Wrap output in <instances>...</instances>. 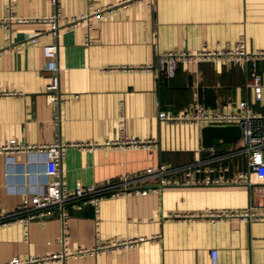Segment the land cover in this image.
<instances>
[{
  "label": "crops",
  "instance_id": "1",
  "mask_svg": "<svg viewBox=\"0 0 264 264\" xmlns=\"http://www.w3.org/2000/svg\"><path fill=\"white\" fill-rule=\"evenodd\" d=\"M6 3L0 0V17L6 14ZM118 3L90 0L92 8L116 6L110 12L102 11L100 17L91 14L92 42L85 47L81 25L65 27L59 22L56 35L46 36L49 24L37 17L55 9L50 0H13L12 17L6 20L9 38L0 25V142L9 137L22 143L67 142L58 167L69 190L75 181L103 185L136 177L159 161L181 166L200 160L201 166L212 169H201L195 175L227 178L245 172L248 181L191 183L184 182L178 172L177 182L161 183L148 176L126 184L145 187V194H103L97 214L89 203L77 208V200L68 201L64 205L67 250L89 249L97 242H131L92 255L66 256L63 264H210L211 250L215 251L214 264H264V216L249 221L227 218L214 224L167 217L168 213L203 208L250 206L259 211L264 209V196L256 194L260 184L247 169L244 153L234 156L237 152L224 142L219 144V138L208 151L201 144L203 123L156 116L157 109L180 110L196 101L226 110L241 97L254 111L264 113V58L256 60L261 76L258 101L244 85V68L234 59L177 61L171 76L154 62L158 53L168 49L213 50L233 47L236 42L248 51L264 49V0ZM57 5L64 15L91 13L86 0H57ZM50 40L56 50L46 56L42 44ZM107 65L112 66L99 68ZM53 75L56 86L48 91L57 93L59 101L46 95L45 85ZM120 107L125 131L152 137L149 147L102 144L117 135L115 120ZM208 154L212 158L205 159ZM14 158L12 173L7 175L0 152V214L18 211L21 206L20 194L7 187L6 180L26 185L31 178L17 172L24 165V154L15 153ZM25 167L37 169L42 164L31 162ZM59 227L54 216H36L26 226L15 218L0 222V264L11 256L58 251Z\"/></svg>",
  "mask_w": 264,
  "mask_h": 264
},
{
  "label": "built area",
  "instance_id": "2",
  "mask_svg": "<svg viewBox=\"0 0 264 264\" xmlns=\"http://www.w3.org/2000/svg\"><path fill=\"white\" fill-rule=\"evenodd\" d=\"M55 9L45 15L37 17L38 20L47 21L49 24V30L45 33L49 38H53L57 33L58 23H62L65 27H77L83 26L82 38L83 46H87L92 42L90 36V29L93 25L94 18L102 16V11L110 12L116 5H104L103 7L92 8L90 0H86L87 9H91V13H82L79 15L69 14L64 15L57 9V0H50ZM125 0H119L120 3ZM12 5L13 0H7L5 9L6 14L0 17V25L6 30V37L9 38L11 29L6 24V20L12 17ZM16 20L23 19L21 17H14ZM2 49H0L1 51ZM56 50V44L53 40L42 44L43 54L51 56ZM200 57H209L212 59L219 58H231L240 63L244 68L246 77L244 85L251 89L252 98L254 101L260 99L261 89V76L256 67V60L264 58V49H258L255 51L246 50L240 42L234 43L233 47H223L213 50L195 49V50H183V49H168L158 53L155 57V65L158 69H162L167 76H171L174 71L175 63L177 61H196ZM49 67H53L50 61ZM99 67L101 69L109 68ZM120 67H123L121 65ZM138 67H141L138 65ZM56 77L53 75L51 81L45 85L47 89L46 95L50 100L59 101L57 93H51L48 90L55 88ZM8 93H15L11 90H7ZM17 93V92H16ZM18 94V93H17ZM57 117V115H53ZM156 116L159 119L165 120H183L187 122H196L203 124H237L239 127L238 139L241 140V144L237 150L232 149L233 152H243L245 155V163L247 169L252 172L254 177L259 181V188L257 195L264 196V113H257L254 111L245 97L239 98L235 105L226 110H220L216 108H207L199 102H193L190 105L180 110H164L157 109ZM124 112L120 107L118 115L116 117V130L117 135L115 138L105 141L103 145H110L113 147H149L153 142L152 137H136L125 131L124 128ZM91 144V143H83ZM67 145V142L53 139L46 143H22L16 141L14 138L9 137L6 140L0 142V152L4 153V161L6 164L5 173L9 175L11 172L12 163H15L14 154H24V165L19 171L22 176L31 177L28 184L24 185L18 181L15 185L9 183L6 180L5 185L12 187L13 190L20 194V209L15 212H9L0 214V222L4 218L17 215L15 219H18L23 226H26L27 222L37 217L42 216H54L59 222V237L58 242L60 249L58 251L51 252L49 254L34 256L26 254L23 258L17 256H11L8 261L2 264H48L56 262L57 264L64 263V257L75 254L79 255H92L94 252L103 249L110 248H122L129 244L130 240H119L115 242H97L91 248H78L73 251L67 250L65 247L66 241V220L67 212L64 207L65 203L71 200H77L75 205L79 208L82 204L89 203L93 206L94 213L97 214L98 199L105 193L110 194H145V187H127L126 184L130 181H136L144 177L153 176L157 178L158 182L171 183L177 182V173H182V180L184 182H219V181H231V182H247L248 178L245 172H240L231 175L227 178H219L218 174L209 176L203 174L201 176L194 173L203 169L204 171H210L212 169L209 165L201 166L200 160L187 163L181 166H174L165 161H159L155 167L148 166L145 172L136 176L124 178L114 183H108L103 185H94L92 183L82 184L80 181H75L72 189L66 188L61 181L60 168L58 167L60 157L63 154V148ZM206 149L209 151L212 149V145H207ZM205 159L212 158V154H208ZM41 163L42 167L31 169L25 167L28 163ZM216 170H221L219 165ZM122 184V187L117 188V184ZM264 216V209L256 211L247 206L242 209H212L203 208L199 210H185L180 212L168 213L167 217L175 220H204L210 224H214L220 220L227 218H236L238 220H256ZM14 219V218H13ZM11 220V219H10ZM8 221V220H6ZM95 227H97V220H94ZM210 264H214L215 251H209Z\"/></svg>",
  "mask_w": 264,
  "mask_h": 264
},
{
  "label": "water",
  "instance_id": "3",
  "mask_svg": "<svg viewBox=\"0 0 264 264\" xmlns=\"http://www.w3.org/2000/svg\"><path fill=\"white\" fill-rule=\"evenodd\" d=\"M239 135L237 124H203L200 127L201 144L203 146L215 144L218 138L222 141L235 140Z\"/></svg>",
  "mask_w": 264,
  "mask_h": 264
},
{
  "label": "rangeland",
  "instance_id": "4",
  "mask_svg": "<svg viewBox=\"0 0 264 264\" xmlns=\"http://www.w3.org/2000/svg\"><path fill=\"white\" fill-rule=\"evenodd\" d=\"M250 90H251V89H250ZM251 94H252V93H251ZM250 103H251V102H250ZM219 140H220V139H219ZM223 142H224L225 144L231 146V147L228 148V149H230V150H232V149L237 150V149L239 148L240 144H241V140L238 139V138H236L235 140H232V141H222V140H220V141H219V144L222 145ZM235 155H243V152H237V154H234V156H235Z\"/></svg>",
  "mask_w": 264,
  "mask_h": 264
},
{
  "label": "trees",
  "instance_id": "5",
  "mask_svg": "<svg viewBox=\"0 0 264 264\" xmlns=\"http://www.w3.org/2000/svg\"><path fill=\"white\" fill-rule=\"evenodd\" d=\"M17 215H21V214H16V215H13V216H9V217H7V218L2 219L1 221H6V220L13 219V218H15Z\"/></svg>",
  "mask_w": 264,
  "mask_h": 264
}]
</instances>
